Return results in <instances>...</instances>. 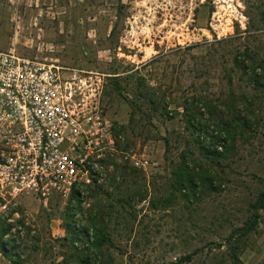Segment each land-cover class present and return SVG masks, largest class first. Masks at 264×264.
Returning <instances> with one entry per match:
<instances>
[{
  "label": "rangeland",
  "instance_id": "obj_1",
  "mask_svg": "<svg viewBox=\"0 0 264 264\" xmlns=\"http://www.w3.org/2000/svg\"><path fill=\"white\" fill-rule=\"evenodd\" d=\"M26 21L35 23L36 34L34 30L30 35L25 33ZM247 22L242 0H0V49H14L18 44L40 48L52 52L61 65L103 73L102 105L123 138L120 150L108 159L123 162V152L143 156L149 162L144 178L152 186V180L163 174L166 166L160 138L182 126L178 115L163 121V104L172 110L198 93L217 98L226 90L224 67L215 64L204 70L201 60L210 42L233 33L236 24L245 28ZM195 69L199 77H195ZM114 72L124 91L128 90V98L140 88L148 96L154 93L162 106L155 113L147 106L144 115L139 113L130 121L128 103L122 95L111 92ZM233 82L235 88L243 84L237 74ZM258 127L237 163L238 176L252 187V173L264 172V116ZM109 163L103 164L100 180L78 188L82 193L81 224L93 206L98 210L96 200L113 216L107 227L114 245L104 249L98 263L171 264L200 248L190 262L179 264H231L222 245L229 232L227 219L233 220L239 206L230 182H226L225 191L205 197L191 214L181 204L153 211L147 202L135 203L137 195L130 206L121 209L116 200L137 194L142 181L137 176L123 179ZM98 185L102 193L92 195L91 190ZM67 205L68 198L58 195L49 198L46 205L28 195L0 211V264H9L2 241L7 253L19 255L21 264H60L63 258L76 264L69 259L70 250L60 245ZM132 215H136L134 220ZM7 223L10 228L2 234ZM88 252L93 261L92 251ZM240 259L243 264H264V209L258 233L247 241Z\"/></svg>",
  "mask_w": 264,
  "mask_h": 264
},
{
  "label": "trees",
  "instance_id": "obj_2",
  "mask_svg": "<svg viewBox=\"0 0 264 264\" xmlns=\"http://www.w3.org/2000/svg\"><path fill=\"white\" fill-rule=\"evenodd\" d=\"M242 2L248 17L245 28L236 24L233 33L210 42L201 60L204 70L215 64L224 67L227 86L217 98L198 93L168 110L167 104L162 106L154 93L148 96L140 88H135L133 96L128 98L125 92L128 90L124 91L117 72L110 76L111 92L122 95L130 107V121H135L139 113L144 115L147 106L154 113L162 106L160 115L166 118L163 121L178 115L182 123L181 128L160 138L164 144L166 166L163 174L157 176L158 180H152V186H149L143 169L133 166L128 158L119 163L106 160L115 166V171L121 172L123 179L137 176L142 181L137 194H128L116 200V205L121 209L125 205L130 206L137 195L135 203L147 202L153 211L181 204L191 214L196 212L205 197L225 191L226 182H230L236 189L239 201L233 220L227 219L229 232L222 238L227 260L231 264H243L240 253L250 237L258 233L261 211L264 209V172L252 173L255 181L252 187L251 183L238 176L237 170L243 150L250 137L259 131V121L264 116V0ZM194 71L195 77L201 75L198 69ZM235 74L243 82L238 84V88L233 82ZM177 107H180V111ZM117 133H120L119 130ZM122 155L124 157L126 154ZM93 181L96 183V179ZM99 186L91 190L92 195L102 193ZM81 202V191L73 189L63 213L65 234L60 239V245L70 250L69 259L76 264H104L96 259L101 253L104 254V249L114 245L107 227L113 217L111 210L103 211L100 200H96L98 210L93 206L87 213L86 222L81 224ZM135 218L136 215H132V219ZM219 225L224 226L223 223ZM9 228L10 223H7L2 234ZM1 246L4 255L9 258V264H21L17 253H7L4 241ZM89 250L94 256L93 261ZM200 250L194 248L171 264L190 262ZM70 263L71 260L66 258L60 262Z\"/></svg>",
  "mask_w": 264,
  "mask_h": 264
},
{
  "label": "built area",
  "instance_id": "obj_3",
  "mask_svg": "<svg viewBox=\"0 0 264 264\" xmlns=\"http://www.w3.org/2000/svg\"><path fill=\"white\" fill-rule=\"evenodd\" d=\"M104 77L0 49V211L21 196L46 205L100 180L123 139L102 105ZM125 154L137 168L149 164Z\"/></svg>",
  "mask_w": 264,
  "mask_h": 264
},
{
  "label": "crops",
  "instance_id": "obj_4",
  "mask_svg": "<svg viewBox=\"0 0 264 264\" xmlns=\"http://www.w3.org/2000/svg\"><path fill=\"white\" fill-rule=\"evenodd\" d=\"M27 3L30 2V0H26ZM29 5V4H28ZM27 10L29 9H25V15H28ZM26 32L25 33H29V35L31 34V30H34V34L35 33V29L33 27V24L35 23H30L28 21H26ZM61 33V31L59 30V34ZM13 48V47H12ZM14 49L17 51V53H19L20 55H23L25 57H29V58H38V59H46V60H52V59H58V57H55L54 54H52V52H47V51H43L42 49H28V48H24L21 44H18L16 47H14Z\"/></svg>",
  "mask_w": 264,
  "mask_h": 264
}]
</instances>
